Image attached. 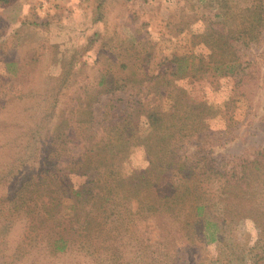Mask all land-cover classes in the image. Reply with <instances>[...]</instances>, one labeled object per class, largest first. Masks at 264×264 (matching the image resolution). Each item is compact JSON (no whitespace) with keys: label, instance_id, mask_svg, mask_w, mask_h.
I'll list each match as a JSON object with an SVG mask.
<instances>
[{"label":"rangeland","instance_id":"1","mask_svg":"<svg viewBox=\"0 0 264 264\" xmlns=\"http://www.w3.org/2000/svg\"><path fill=\"white\" fill-rule=\"evenodd\" d=\"M9 1L0 2V91L48 98L59 89L60 101L98 93L94 114L115 113L106 126L135 101L167 110L173 121L181 97L206 115L200 130L172 136L182 168H170L171 181L187 190L171 194L154 174L150 191L121 197L116 223L107 202L100 258L44 255L37 264H264V0ZM227 59L233 71H215ZM139 132H147L143 123ZM47 139L42 134L39 146ZM147 155L132 146L123 175L145 170ZM69 179L75 188L82 182ZM72 204L63 199L65 214ZM7 238L3 253L16 239L4 229L0 241ZM0 264L13 263L3 256Z\"/></svg>","mask_w":264,"mask_h":264},{"label":"trees","instance_id":"2","mask_svg":"<svg viewBox=\"0 0 264 264\" xmlns=\"http://www.w3.org/2000/svg\"><path fill=\"white\" fill-rule=\"evenodd\" d=\"M215 49L220 56L227 52L221 46ZM5 62L10 64L9 60ZM21 65L20 74L25 75V66ZM235 66L234 60L227 59L216 65L215 71L228 74ZM6 89L0 91V236L6 229L16 239L10 242L12 245L6 253L3 252L8 238L0 241V258L6 256L13 264H37L44 255L60 258L95 253L100 258L106 247L103 237L109 200L115 206L112 216L116 223V205L121 197L150 191L154 174L166 180L171 194H175L178 187L187 190V185L171 181L173 169L170 168H175L179 174L182 168L176 157L180 147H173L172 136L183 130H200L206 115L193 112L192 106L186 105L181 97L174 103L176 120L175 116L170 120L167 110L148 104L144 107L142 101L125 100V103L130 102L127 111L120 115V110L117 121L106 126L101 124L115 113L108 109L100 115L94 114L92 107L99 102L98 93L81 96L74 92L60 101L59 89L48 98L28 97L26 91L9 95ZM19 101H23L22 107L14 109V103ZM114 101L116 98L110 107L116 108ZM52 117L55 118L53 128L45 127V122ZM142 123L147 129L144 137L139 132ZM194 125L200 127L194 130ZM42 134L49 140L43 148L39 146ZM139 144L148 154L147 168L123 175L124 158L132 146ZM174 158L177 159L173 163ZM71 174L82 177L76 188L70 182ZM65 197L73 200L69 214L62 210ZM16 223L21 227H15ZM198 230L204 234V229L199 227Z\"/></svg>","mask_w":264,"mask_h":264}]
</instances>
